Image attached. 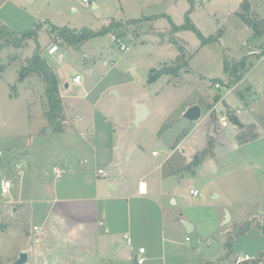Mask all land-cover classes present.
Listing matches in <instances>:
<instances>
[{
	"label": "rangeland",
	"instance_id": "rangeland-1",
	"mask_svg": "<svg viewBox=\"0 0 264 264\" xmlns=\"http://www.w3.org/2000/svg\"><path fill=\"white\" fill-rule=\"evenodd\" d=\"M242 1L90 0L84 5L82 0H0V21L12 32L19 36L38 29L37 37L21 42L20 47L0 49V183H12L9 195L0 199V264H11L22 250L32 255L28 264H81L80 258L87 262L90 256L78 247L82 236L69 237L68 220L46 211L53 198H74V203L67 204L69 211H80L79 220H85L87 211L90 218L101 216L99 202L91 195L96 169L111 170L115 163L141 176L160 162L161 152L166 154L182 133H192L204 142L190 161L193 169L208 158L218 166L215 176L220 177L216 184L218 193H224L221 200H208L207 194L197 199L205 208V222L224 202L250 203V207L228 209L231 220L214 234L220 251L199 264H264V237L259 230L264 220V35L262 39L255 36L235 16ZM246 1L248 16L264 32V0ZM187 22L196 31L184 29ZM60 29L89 30L96 36L69 45L57 35ZM143 32L155 34L151 43L143 44ZM158 34L169 42L159 43ZM116 42L129 50L120 51ZM36 46L63 83L62 133L53 132L45 117L41 77L31 73L19 79ZM247 51L254 54L246 56ZM177 54L173 63L165 64ZM164 67L180 69L177 76L162 74L152 81ZM74 72L81 74L84 90L72 84ZM135 102L147 108L138 122L132 117ZM69 104L85 114L83 125L90 123L93 135L82 128V133L77 132L78 116ZM193 105L200 107L201 117L189 123L182 114ZM237 108L241 114L236 122H251L256 130L254 126L245 132L242 129L247 126L235 130L232 123L225 129L217 125L218 112L231 115L229 111ZM238 141L249 143L238 146ZM177 147L170 153L177 149L174 156H188ZM152 151L160 156L152 157ZM54 168L63 171L62 178L55 177ZM193 181L187 177L172 187L182 195L195 186ZM194 201L187 199L189 204ZM112 208L107 222L118 228L125 214ZM146 210L138 204L132 207L133 221L139 223L152 214ZM246 225L250 228L243 232ZM189 245L178 237L174 246L180 251ZM122 249L127 251L126 264H134L129 247L122 244ZM246 256L248 260L240 261ZM185 257L179 253L166 263L184 264ZM107 259L118 263L121 256L109 251Z\"/></svg>",
	"mask_w": 264,
	"mask_h": 264
},
{
	"label": "crops",
	"instance_id": "crops-1",
	"mask_svg": "<svg viewBox=\"0 0 264 264\" xmlns=\"http://www.w3.org/2000/svg\"><path fill=\"white\" fill-rule=\"evenodd\" d=\"M82 4L87 5L89 3ZM96 8L97 6L93 4V9ZM143 23H145V21ZM153 35L155 34L152 33L151 35L143 32L141 34V41L143 44L151 43L153 41ZM263 35L257 37L262 39ZM158 36L161 39H158L159 43L166 44L169 42V40L167 41L161 38L160 34H158ZM261 39H258L259 42H261ZM252 54L254 53H249V51H247L246 56H250ZM178 55L179 54L173 57L172 60L165 62V64L169 65L173 63L177 59ZM41 58L45 61L43 57ZM263 58H261V60ZM61 60L62 59H59L58 61L62 62ZM48 66L52 67L50 65ZM53 70L55 71V68ZM75 73L76 72L72 74V77L77 74L79 75V72ZM57 81L60 97L63 98L64 89L62 88V80L57 78ZM243 81L244 79H242L239 83H243ZM81 82L79 85H81V88L84 90L85 86ZM166 82L168 83L169 80ZM64 87L67 89L69 84L65 83ZM137 104H139V102H135L134 106ZM69 107L75 112L76 116H78V124L76 128L77 132L82 133L80 130L82 128L87 134L90 132V135H93L91 124L87 123L86 125H83L85 121V114L81 111L76 112L74 107L70 104ZM236 110L239 109L237 108ZM133 111L132 117L135 116ZM240 114L241 111L239 115ZM237 116L235 118H237ZM238 122L240 126L233 124V128L235 130L243 128V126H247L242 129L243 132L249 130V126H254L253 129L256 130V125L251 122ZM183 128L184 126L181 131ZM178 137H176L172 145L169 146L166 154L161 152V155L164 156L160 162L157 165H154L150 170L142 173L141 176L135 175L129 168H124L122 165L115 163L111 165V170H109V168L104 170V168L101 167L96 169L93 177H91L93 178V193L91 195L94 196L93 200L99 202L97 205L99 209L98 211L101 213V216L99 217L96 216L95 218L94 216V218H90L87 211L84 213L85 220H79L78 216H81L80 211H69L71 205L67 204V202L74 203V198L57 196L53 198L51 202L52 205H50L46 211H48L51 216L56 215L60 218H64L65 221L68 220L67 222L71 227V230L68 231L69 237L74 238L76 234L82 236V240L78 246L79 250L81 253H86L90 257L86 259L87 262H84V259L80 258L79 261L81 260V264H101V261L111 264H126L125 260L127 251L122 249V244L129 247V250L132 252V260L136 257V255H138V249L144 248L145 253L142 256L145 258L146 263L148 261L154 262L160 260L162 264H167V259L172 261L177 254L182 253L186 256L184 264H199L202 260L210 258L203 252L199 251V245L201 243H205L209 238L216 242L218 246L217 252L220 251L219 241L214 234L218 227L221 224H224L225 211H228V209L230 210V207H250V203L229 204V202H224L221 207L214 208L215 212L210 214L209 220L206 219L209 222L206 223L204 219L205 215L203 213L205 208L202 206L203 203L197 199H200L204 194H207L208 200H221L224 193H218L219 191L216 180L220 177L215 176L218 166L214 159L208 158L200 162L197 167L195 165L193 169L190 161H194L196 159V152L203 148L204 142L197 141L193 138L192 133H185L180 139H178ZM237 143L238 146H242L249 142L238 141ZM175 147H180V149L186 152L188 156L182 157L178 153L174 156L177 149L172 153H170V151ZM153 152L155 151L151 152L152 157L157 158L160 156L158 152H156V155H153ZM191 154L192 157L189 158V155ZM98 169L104 170L106 176H98ZM207 170H209V174L207 173ZM187 177L193 178L195 180L193 182L197 183L195 186L191 185L189 190L181 195L172 186L176 182L187 179ZM191 190H198L199 193H202H200L202 196L191 195ZM187 199H194L196 201H194L193 204H189ZM86 200V202H90L91 198L88 197ZM57 204L64 205V207H56ZM137 204L140 207H147L149 210H146V213L152 212L149 216H143L144 220L139 223L133 221L131 211L132 207H135ZM254 204L257 205V202L252 203L251 207L255 206ZM102 207H104L103 210H101ZM112 207H116L117 210H120L125 214L124 221L120 226H118V228L109 226L107 222V216L113 209ZM183 221L190 223L193 226L192 233H187L185 231L182 225ZM124 235L131 238L132 242L130 245H128L126 240H124ZM190 236H194V238H191ZM178 237H181L183 241H186V239L189 238V241L186 242H189L190 245L180 251L176 250L174 245L177 243ZM115 243H117V246L113 249ZM22 251L27 253L28 261L32 260V255L29 251ZM72 251L75 252V250H71V252ZM109 251L114 253L118 252L121 256V261L116 263L107 259ZM71 252L70 255L74 256L75 254H71Z\"/></svg>",
	"mask_w": 264,
	"mask_h": 264
},
{
	"label": "trees",
	"instance_id": "trees-1",
	"mask_svg": "<svg viewBox=\"0 0 264 264\" xmlns=\"http://www.w3.org/2000/svg\"><path fill=\"white\" fill-rule=\"evenodd\" d=\"M239 8H240V11L235 13V16L239 19V21L242 24L246 25L248 28H250L255 36L263 35L264 32L261 31L259 23L255 22L254 19L252 20L248 16V12H249L248 11L249 10L248 1L243 0L240 3ZM182 27L184 29L190 28L196 31L195 28L190 26L188 22L184 24ZM174 29H179V28L174 27ZM37 31L38 29H31V30L22 32L18 36L14 32H12L8 27L2 24L0 21V41L5 40L6 42V44L0 45V49L5 46L20 47L21 42L23 41L25 42L27 39H32V38L35 39L37 37ZM57 35L64 42H66V44L70 45V44H75V43H81L82 41H84L85 39L89 37L96 36V33L91 32L89 30H81L79 32H74L69 29H60L58 30ZM212 40H215V38H209L207 41H212ZM179 51H180V55L182 56L183 54L182 48L179 49ZM179 69L180 67L176 69H170V68L164 67L152 77V81L156 80L157 77L162 74H168V75L172 74V76H177ZM31 73H36L37 75H39L45 85V98L47 101V110L45 113L46 119L51 125L53 132L62 133L64 131V128L62 126V123L64 121V114H63V106L61 102V97L58 91V81L52 69L41 58L38 46H36V49L33 52L32 56L29 59H27L26 66L20 70L19 79L22 80ZM230 122L234 125L240 126L236 122L235 117L233 116H230ZM184 134L185 133L180 134L178 139L182 138ZM252 139H255V138H252ZM249 228L250 227L246 225L243 232H246L247 230H249ZM259 230L264 237V220L261 223V225H259ZM229 247L231 249V246Z\"/></svg>",
	"mask_w": 264,
	"mask_h": 264
},
{
	"label": "built area",
	"instance_id": "built-area-1",
	"mask_svg": "<svg viewBox=\"0 0 264 264\" xmlns=\"http://www.w3.org/2000/svg\"><path fill=\"white\" fill-rule=\"evenodd\" d=\"M82 3H90V0H82ZM114 40V39H113ZM116 47L122 51V52H126L128 51V46L125 45L124 43H121V42H116L115 43ZM82 80V77L80 75H75L73 78H72V83L73 84H76V85H79L80 82ZM215 88H219V85L216 84L215 85ZM229 93V92H228ZM229 112H231V115L227 112V111H224V112H218V116H217V125L224 129L226 127H228L229 123H230V116H233V117H236L237 115H239L240 111L239 110H230ZM21 165H18V168L21 169ZM54 172V175L57 179H60L62 178V175H63V171H61L60 169L58 168H54L53 170ZM97 175L100 176V177H105L106 176V173L104 172V170L102 169H98L97 170ZM11 187H12V183L11 181H8V180H5V181H2L0 183V199L4 198L5 196L9 195V192L11 190ZM190 194L193 195V196H200L201 194L197 191V190H191L190 191ZM33 231H39L38 230V227H33ZM124 240H126L127 244L130 245L131 244V238L128 237L127 235H124L123 236ZM189 238L186 239V241H188ZM145 253V249L144 248H139L138 249V255H136V259H135V264H144L145 262V258L142 256L143 254ZM248 256H246L244 259H240L241 260H248Z\"/></svg>",
	"mask_w": 264,
	"mask_h": 264
},
{
	"label": "water",
	"instance_id": "water-1",
	"mask_svg": "<svg viewBox=\"0 0 264 264\" xmlns=\"http://www.w3.org/2000/svg\"><path fill=\"white\" fill-rule=\"evenodd\" d=\"M147 113V108L143 104H138L136 109H135V122H138L142 120ZM201 117V109L197 105L190 106L186 108L184 113L182 114V119L188 121L189 123H194L198 121ZM27 152L24 151L23 155H26ZM15 210V209H14ZM259 214H262L261 211H259ZM230 221V215L228 211H225V216H224V224L228 223ZM183 228L187 233H192L193 231V226L190 223L184 222L182 223ZM117 246V243L114 244L113 249H115ZM218 250V246L216 242H214L212 239H209L206 243H201L199 245V251L203 252L207 256H212L214 255ZM135 259H133V263L135 264ZM28 263V255L26 252L21 251L18 254V257L15 261H13L11 264H27Z\"/></svg>",
	"mask_w": 264,
	"mask_h": 264
}]
</instances>
